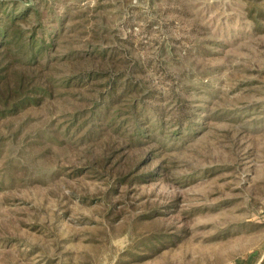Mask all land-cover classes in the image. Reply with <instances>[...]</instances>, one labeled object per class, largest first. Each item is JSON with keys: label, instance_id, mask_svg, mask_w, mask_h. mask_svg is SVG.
I'll use <instances>...</instances> for the list:
<instances>
[{"label": "rangeland", "instance_id": "rangeland-1", "mask_svg": "<svg viewBox=\"0 0 264 264\" xmlns=\"http://www.w3.org/2000/svg\"><path fill=\"white\" fill-rule=\"evenodd\" d=\"M12 20L0 264H263L264 0H0Z\"/></svg>", "mask_w": 264, "mask_h": 264}, {"label": "trees", "instance_id": "trees-1", "mask_svg": "<svg viewBox=\"0 0 264 264\" xmlns=\"http://www.w3.org/2000/svg\"><path fill=\"white\" fill-rule=\"evenodd\" d=\"M15 22H16L15 20H12L11 22H9V24H6L5 26L0 25V44L3 43L6 45V44L11 43V42H16V43L20 42L21 44L17 43L18 45L23 44L22 39L20 37L21 34L19 33L21 31H18L16 29L12 28V25ZM30 38H31V41L29 42L28 46L31 47V53L34 54L35 51L32 49L34 47L32 46L31 43L33 40H36V38H35V36H31ZM38 40H42V38H38Z\"/></svg>", "mask_w": 264, "mask_h": 264}, {"label": "crops", "instance_id": "crops-1", "mask_svg": "<svg viewBox=\"0 0 264 264\" xmlns=\"http://www.w3.org/2000/svg\"><path fill=\"white\" fill-rule=\"evenodd\" d=\"M263 264H264V262H263Z\"/></svg>", "mask_w": 264, "mask_h": 264}]
</instances>
